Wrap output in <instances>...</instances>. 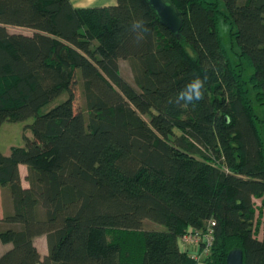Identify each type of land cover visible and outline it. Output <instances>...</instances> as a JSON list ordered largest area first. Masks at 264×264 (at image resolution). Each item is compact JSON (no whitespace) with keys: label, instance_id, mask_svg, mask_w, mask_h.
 I'll return each mask as SVG.
<instances>
[{"label":"trees","instance_id":"obj_1","mask_svg":"<svg viewBox=\"0 0 264 264\" xmlns=\"http://www.w3.org/2000/svg\"><path fill=\"white\" fill-rule=\"evenodd\" d=\"M165 1L181 14L178 37L147 0L87 9L0 0V129L31 120L24 131L32 134L0 151V187L12 206L0 220V242L11 245L0 264H200L178 242L210 222L204 264H226L233 249L243 264H264V120L254 110L264 106V0H221L227 14L220 0ZM221 17L235 26V62ZM140 18L148 32L138 39L131 25ZM121 60L136 87L120 74ZM77 70L87 118L75 106ZM195 77L205 81L203 100L170 104ZM145 221L166 231H144ZM40 236L44 257L33 244Z\"/></svg>","mask_w":264,"mask_h":264},{"label":"rangeland","instance_id":"obj_2","mask_svg":"<svg viewBox=\"0 0 264 264\" xmlns=\"http://www.w3.org/2000/svg\"><path fill=\"white\" fill-rule=\"evenodd\" d=\"M207 1H214V0H207ZM239 4H243V0H238ZM219 8L222 12H225L227 14V11L225 9L224 3L220 0L219 1ZM7 30L11 34H24V35H31L32 31L24 28H17V27H7ZM235 31V26L231 25L228 21L224 20L223 17L220 18L219 22V32L220 36L222 39L223 46L225 49L228 51V53L231 56V59L233 62L236 61V53L239 51L237 44L235 42V39L231 36V32ZM77 81L76 85L74 86V91H75V106L76 109L82 110L85 118H87V113H86V105H85V100H84V95L82 91V82L80 79V72L77 70ZM253 69L251 67H246L245 71L243 72V79L248 81L249 77L252 75ZM120 74L122 77L132 86L136 87L135 82H134V74L131 69L130 61L129 60H121L120 61ZM250 95L252 96V91L250 90ZM67 95L63 94L61 95L56 101H54L48 108H51L58 103L66 100ZM255 107V113L260 117V119L264 120V106H259V105H254ZM146 119V118H145ZM31 120H28L26 122H18V123H5L1 129H0V151L4 153L6 149L10 145L14 146H23L24 145V135L28 137L29 139H32V134L29 130L24 131V126L28 123H30ZM259 130L262 134V137L264 138V123H261L259 125ZM253 203L256 207V213H255V222H254V236L257 238H260L262 235V222H263V215L260 217L259 216V207L261 205L260 199H253ZM0 216L1 212H5V204L0 203ZM10 214V213H9ZM6 215V214H5ZM144 231H166V228L163 226H160L156 223H151L149 221H145L143 228ZM256 233V234H255ZM179 246L183 252L188 254L189 256L192 255L193 253H197V248L196 247H191L189 243L182 242L179 239ZM35 246L40 253V255H43L46 253V247L47 246V239H37L35 241ZM2 250V246L0 244V253ZM48 251V250H47ZM199 257H200V264H204V259L206 256L209 254V251L205 253V255H201V252H198Z\"/></svg>","mask_w":264,"mask_h":264},{"label":"crops","instance_id":"obj_3","mask_svg":"<svg viewBox=\"0 0 264 264\" xmlns=\"http://www.w3.org/2000/svg\"><path fill=\"white\" fill-rule=\"evenodd\" d=\"M69 1L71 2L72 6L74 8H77V9L103 8V7L115 6L117 4V0H69ZM119 66H120V62H119ZM13 146L14 145H10L3 154L7 155L9 152V149ZM19 174H20V178H21L22 187L27 188L29 186V184L26 181V177L28 174L26 166L19 165ZM1 202L5 204V208H4L5 212H1L2 214L0 216V220L3 218V216L5 214L7 215V214L12 212L11 199H10L8 189L6 187L5 188L0 187V203ZM0 206H1V204H0ZM37 239H46V236H40V237L35 238L33 241V244L35 243V241ZM0 244L2 246V250L0 253V257H1L4 253H6L11 248V245L10 244L4 245L1 242H0ZM34 246H35V244H34ZM47 250H48V247H46V250H45L46 253L43 255H40V256L41 257L46 256L48 253Z\"/></svg>","mask_w":264,"mask_h":264},{"label":"water","instance_id":"obj_4","mask_svg":"<svg viewBox=\"0 0 264 264\" xmlns=\"http://www.w3.org/2000/svg\"><path fill=\"white\" fill-rule=\"evenodd\" d=\"M154 9L160 24L175 37L179 36L182 17L177 8L165 0H147ZM226 264H243V253L239 249L231 250L226 257Z\"/></svg>","mask_w":264,"mask_h":264},{"label":"clouds","instance_id":"obj_5","mask_svg":"<svg viewBox=\"0 0 264 264\" xmlns=\"http://www.w3.org/2000/svg\"><path fill=\"white\" fill-rule=\"evenodd\" d=\"M131 30L136 33L137 38H142L148 32L146 21L143 18L135 20L131 25ZM205 81L199 77L190 80L172 99L170 104L176 105H196L204 98Z\"/></svg>","mask_w":264,"mask_h":264},{"label":"built area","instance_id":"obj_6","mask_svg":"<svg viewBox=\"0 0 264 264\" xmlns=\"http://www.w3.org/2000/svg\"><path fill=\"white\" fill-rule=\"evenodd\" d=\"M214 227V223L210 222L204 231H193L190 230L186 234H184L180 240L182 242L189 243L191 247H196L198 249L196 254H192V258H194L197 262L200 261V257L198 252H201V255H205L208 252L213 244V232L212 228ZM201 249L202 251H199Z\"/></svg>","mask_w":264,"mask_h":264},{"label":"bare ground","instance_id":"obj_7","mask_svg":"<svg viewBox=\"0 0 264 264\" xmlns=\"http://www.w3.org/2000/svg\"><path fill=\"white\" fill-rule=\"evenodd\" d=\"M193 248V247H192ZM197 251H198V249H197ZM191 258H192V256H191ZM194 259V258H193ZM195 260V259H194ZM196 261V260H195Z\"/></svg>","mask_w":264,"mask_h":264}]
</instances>
